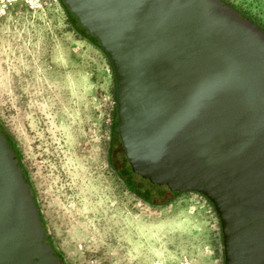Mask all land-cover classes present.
<instances>
[{
    "label": "water",
    "instance_id": "obj_1",
    "mask_svg": "<svg viewBox=\"0 0 264 264\" xmlns=\"http://www.w3.org/2000/svg\"><path fill=\"white\" fill-rule=\"evenodd\" d=\"M105 54L131 169L194 191L223 264H264V32L222 0H62ZM0 264H59L0 131Z\"/></svg>",
    "mask_w": 264,
    "mask_h": 264
},
{
    "label": "rangeland",
    "instance_id": "obj_2",
    "mask_svg": "<svg viewBox=\"0 0 264 264\" xmlns=\"http://www.w3.org/2000/svg\"><path fill=\"white\" fill-rule=\"evenodd\" d=\"M8 1L0 125L64 263L223 264L218 219L199 193L150 205L110 168L113 82L101 52L72 30L58 0ZM224 1L264 28V0Z\"/></svg>",
    "mask_w": 264,
    "mask_h": 264
},
{
    "label": "trees",
    "instance_id": "obj_3",
    "mask_svg": "<svg viewBox=\"0 0 264 264\" xmlns=\"http://www.w3.org/2000/svg\"><path fill=\"white\" fill-rule=\"evenodd\" d=\"M59 1V3H60V5H61V7H62V9H63V11H64V13H65V15L67 16V19H68V22H69V24H70V26H71V28H72V30L77 34V35H79V36H81L84 40H86L89 44H91L93 47H95L97 50H99L100 52H101V54L103 55V57L106 59V62H107V64H108V66H109V69H110V71H111V68H110V65H109V62H108V60H107V58H106V56H105V54L103 53V51L99 48V46H98V44H97V41L95 40V38L92 36V35H90V33H88V32H86L78 23H77V21L74 19V17L69 13V11L66 9V7H65V5H64V3L62 2V0H58ZM222 1H224V0H222ZM225 3H227L226 1H224ZM227 5H229L230 7H232L233 9H235V10H237L235 7H233V6H231L230 4H228L227 3ZM237 11H239L240 13H242L243 15H245L247 18H249L250 20H252L250 17H248V15H246L245 13H243L242 11H240V10H237ZM255 24L258 26V27H261L259 24H257L256 22H255ZM111 76H112V72H111ZM112 82H113V77H112ZM112 96H113V98H114V92H113V90H112ZM116 118H115V108H114V104H113V106H112V109H111V119H110V124H109V142H108V147H107V162H108V164H109V166H110V168L112 169V171L120 178V180L123 182V184L127 187V189L131 192V193H133L134 195H136L137 197H139V195H137V193L131 188V186H129V184L127 183V181H126V179H125V177L123 176V173H121L120 171H118L117 170V168H116V166L114 165V161L116 160V158H118L117 156H115V154H113L114 152H112L113 151V148H114V146L116 145V147L117 146H119V141H118V139H117V135H116ZM0 131L3 133V135L5 136V138H6V141H7V144H8V146H9V148L13 151V153L15 154V156L17 157V165H18V167L21 169V172H22V176H23V179H24V181L25 182H27L28 183V180H27V177H26V173H25V171H24V169H23V167H22V164H21V162H20V154H19V151H18V149H17V147L15 146V144L11 141V139L8 137V135L5 133V131L3 130V128L1 127V125H0ZM118 144V145H117ZM119 152H120V154H122V150H121V148L119 147ZM115 159V160H114ZM125 168L127 169V171L129 172L130 170H129V167H127V166H125ZM28 189H29V193H30V195H31V197H32V194H31V188H30V185L28 184ZM195 193H197V192H195ZM174 194H177V192H172V195H174ZM198 194V193H197ZM171 195V196H172ZM199 195H201V194H199ZM171 196H169L165 201H167ZM202 196V195H201ZM205 200H206V202L211 206V204L209 203V201L204 197V196H202ZM33 198V197H32ZM140 199H142L141 197H139ZM33 200H34V198H33ZM143 201H145L144 199H142ZM164 201V202H165ZM146 203H148V204H150V205H155L154 203H149V202H147V201H145ZM168 202V201H167ZM34 203H35V201H34ZM35 205H36V203H35ZM37 207V206H36ZM211 208H212V206H211ZM212 210H213V208H212ZM37 211H38V208H37ZM214 211V210H213ZM38 215H39V220H41V217H40V214H39V212H38ZM41 224V223H40ZM42 226V225H41ZM44 228V227H43ZM44 241L45 242H48L50 245H51V247H52V249H53V251H54V253H55V255H56V258H57V261H58V263L59 264H65L64 263V261H63V259H62V257H61V255L56 251V249L53 247V245H52V243H51V241H50V239H49V237H48V235H47V232H46V230H45V228H44ZM221 241V240H220Z\"/></svg>",
    "mask_w": 264,
    "mask_h": 264
},
{
    "label": "flooded vegetation",
    "instance_id": "obj_4",
    "mask_svg": "<svg viewBox=\"0 0 264 264\" xmlns=\"http://www.w3.org/2000/svg\"><path fill=\"white\" fill-rule=\"evenodd\" d=\"M250 21L255 24L254 20H250ZM259 28L261 29L262 32H264V28H262V27H259ZM116 123H117V121H116ZM116 127H117V124H116ZM116 135H117V130H116ZM117 139L119 141V147L122 150V154H120L119 151L114 152L115 156L118 157V154H120V156H121V158H118L119 162L116 165L117 170L120 171L121 173H123V176L125 177L127 183L137 193V195H139V197H141L142 199H144L145 201H147L149 203H154L155 205L164 203V201L169 196H171L172 192H174V191L169 190L168 187H166L164 185L152 184L147 179L141 177L137 172L133 171L131 169L130 164L128 163V159L124 156L123 149L121 147L118 135H117ZM125 166L129 167V170H130L129 172L127 171Z\"/></svg>",
    "mask_w": 264,
    "mask_h": 264
},
{
    "label": "built area",
    "instance_id": "obj_5",
    "mask_svg": "<svg viewBox=\"0 0 264 264\" xmlns=\"http://www.w3.org/2000/svg\"><path fill=\"white\" fill-rule=\"evenodd\" d=\"M9 3V1H3L1 4H0V10L6 8V5Z\"/></svg>",
    "mask_w": 264,
    "mask_h": 264
}]
</instances>
